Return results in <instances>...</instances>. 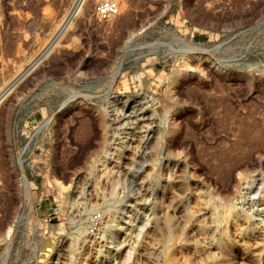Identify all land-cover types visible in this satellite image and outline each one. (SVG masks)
I'll use <instances>...</instances> for the list:
<instances>
[{
	"label": "rangeland",
	"instance_id": "rangeland-1",
	"mask_svg": "<svg viewBox=\"0 0 264 264\" xmlns=\"http://www.w3.org/2000/svg\"><path fill=\"white\" fill-rule=\"evenodd\" d=\"M94 2L0 0V264H264V0Z\"/></svg>",
	"mask_w": 264,
	"mask_h": 264
},
{
	"label": "built area",
	"instance_id": "built-area-1",
	"mask_svg": "<svg viewBox=\"0 0 264 264\" xmlns=\"http://www.w3.org/2000/svg\"><path fill=\"white\" fill-rule=\"evenodd\" d=\"M120 14V0H95L93 15L99 22H109ZM99 218L98 215L95 219Z\"/></svg>",
	"mask_w": 264,
	"mask_h": 264
},
{
	"label": "bare ground",
	"instance_id": "bare-ground-1",
	"mask_svg": "<svg viewBox=\"0 0 264 264\" xmlns=\"http://www.w3.org/2000/svg\"><path fill=\"white\" fill-rule=\"evenodd\" d=\"M80 3V2H79ZM79 6V5H78ZM76 9H78L77 8V4H76V7H75V9L72 11V13L70 14V16L66 19V21L64 22V24H63V26H62V28L60 29V31L57 33V35L55 36V38H54V40L51 42V45H49V47L44 51V53L41 55V57L42 56H44L45 55V53L46 52H48V50L53 46V44L55 43V41L57 40V38H58V36L60 35V33L63 31V30H65L64 28L69 24V21L71 20V18L76 14ZM189 49V48H188ZM192 49H194V48H192ZM191 49V50H192ZM190 51V50H189ZM186 52H188V51H186ZM40 57V58H41ZM118 71V70H117ZM24 74V73H23ZM118 74H119V72H118ZM117 75V74H116ZM115 75V76H116ZM10 87H7L2 93H1V95H0V98L5 94V92H6V90L7 89H9Z\"/></svg>",
	"mask_w": 264,
	"mask_h": 264
},
{
	"label": "water",
	"instance_id": "water-1",
	"mask_svg": "<svg viewBox=\"0 0 264 264\" xmlns=\"http://www.w3.org/2000/svg\"><path fill=\"white\" fill-rule=\"evenodd\" d=\"M19 81V80H18Z\"/></svg>",
	"mask_w": 264,
	"mask_h": 264
}]
</instances>
